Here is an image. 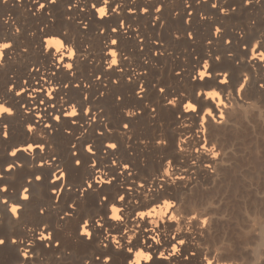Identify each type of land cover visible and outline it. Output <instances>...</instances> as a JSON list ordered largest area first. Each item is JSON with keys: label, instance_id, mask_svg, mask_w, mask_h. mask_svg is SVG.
Returning <instances> with one entry per match:
<instances>
[{"label": "bare ground", "instance_id": "bare-ground-1", "mask_svg": "<svg viewBox=\"0 0 264 264\" xmlns=\"http://www.w3.org/2000/svg\"><path fill=\"white\" fill-rule=\"evenodd\" d=\"M118 2L120 0H112L109 11ZM190 2L191 9L185 0H123L121 14L98 19L91 8L92 0H80L71 10L68 5L75 0H57L55 4L49 2L36 14L38 4L33 0H0V42H13V47L5 50L4 63L0 65V98L15 109L14 115L5 114L0 118V171L9 163L20 161L23 164L5 171L0 178V185H8V191L0 192V196L23 205L16 219L9 211V204L0 202V237L6 240L0 245V264H104L106 256L112 258L109 264H129L135 250L140 248L153 253L152 261L141 264H208L209 261L212 264H264V61L251 58L257 42L256 51H264V0H252L250 4L245 0H219L216 8L212 7L213 0ZM96 3L99 5L102 0ZM158 4L164 7L158 14L160 20L153 24ZM85 6L87 10L81 11ZM145 6L149 12L141 13L139 10ZM234 6L235 10L228 14L220 11ZM129 8H136L137 12L129 13ZM191 10H194L191 23H186ZM201 13L208 19H201ZM69 16L72 19H68ZM122 19L133 27L127 34L123 29L112 33V27H120ZM81 20L88 22L87 29L79 23ZM137 25L143 41L134 30ZM217 25L222 29L219 37L213 35ZM101 27L107 28L103 35L99 31ZM190 31L194 39L188 37ZM63 32L65 44L75 50L72 61L75 75L64 67L52 74L53 62L59 63V56H64L63 63L68 62L67 48L59 53L55 46L45 51L44 37ZM176 33L182 34L180 39L175 37ZM113 36L118 37V45H106ZM229 38L232 42L225 43ZM155 40L161 43L156 44ZM109 47L116 48L120 65L106 70L104 62L111 59L110 55H105ZM156 51L162 54L154 55ZM124 54L130 60H124ZM205 59L211 63V78L193 80ZM33 66L40 71L32 70ZM118 67L125 71L119 72ZM144 69L147 71L143 73ZM180 69L183 71L177 75ZM134 71L143 74L129 82L127 78L133 76ZM225 72L229 74L228 82L221 83ZM100 74L101 79L96 80ZM42 75L62 86L53 93L55 99H49L46 90L35 97L36 105L41 99L47 105L56 104L55 108L47 107L43 112L53 129L37 123L35 110L26 113L21 106L33 107L27 91L20 96L9 91L12 83L17 89L24 87L25 79L31 86L29 91L43 87ZM245 77H248L247 83L241 90ZM114 78L119 79L118 84L113 83ZM141 81L146 88L143 98L138 95ZM77 82L80 87L75 86ZM85 82L91 87L86 88ZM66 83L68 88L63 87ZM161 86L166 89L163 93L158 91ZM212 90L218 91L220 96L208 97L207 93ZM85 92L89 93L87 100ZM101 92L105 95L101 96ZM61 96L66 97V104L78 105L77 117L62 116L57 122L49 115L64 112ZM118 96L123 99L117 100ZM174 97L178 99L172 106L168 101ZM221 99L223 103H218ZM188 101L196 106L195 110L185 109ZM89 104L92 113L85 115L84 109ZM44 107L41 105L42 109ZM209 108L212 112L205 117ZM128 109L137 110V114L127 116ZM92 114H97V120L89 126L86 122ZM73 119L79 123L73 125ZM29 123L37 125L35 132L27 130ZM106 123L113 129L111 133ZM125 123H129L128 129L122 127ZM5 124L8 125L7 138L3 136ZM85 128L87 132L80 136ZM101 129L104 135L98 134ZM41 130L43 137L39 135ZM17 132L23 133L13 138ZM107 141H115L118 149L108 148L105 152ZM28 143L46 147L43 150L37 147L34 154L9 155L13 147ZM89 143L95 149V156L85 151ZM213 146L219 153L215 158L207 150ZM73 152L78 154L73 155ZM54 156L57 159L52 164L40 165L41 161L52 160ZM78 158L83 162L79 166L74 164ZM94 159L95 167L91 166ZM125 163L132 167L122 171ZM58 168L66 170L67 179L52 183L53 173ZM101 169L106 173L105 180L114 178L110 184L101 186L95 180ZM38 174L43 175L41 181L33 179ZM238 177L249 181L248 186L240 184L241 181L234 185ZM88 181L92 182L91 187ZM61 184L64 192L57 202L52 189H59ZM25 186L30 187L28 200L21 199ZM122 194L126 199L121 203L118 198ZM104 196L110 199L105 202ZM165 200L172 202V207L163 220L157 217L156 232L160 233L161 243L156 244L151 240L155 233L145 231L153 227L152 218L141 220L137 213L163 204ZM70 204L75 208H70ZM112 204L122 207L123 220L109 219ZM41 209L45 210L43 215ZM173 213L180 218L178 221L169 219ZM101 217L104 226L97 227L96 221ZM85 219L91 221V239L81 235ZM45 224L53 236L41 241L37 236ZM133 225L140 227L129 243L128 236L135 231ZM126 227L129 233H124ZM177 227L181 231L173 239ZM109 232L120 234L121 249L115 247ZM106 236L107 247L104 246ZM13 237L17 238V243L12 242ZM145 239L147 243H143ZM181 239L186 242L180 245L178 254L170 259L158 258L160 251L171 252L172 245ZM28 240L34 241L30 246L34 255L25 259L21 249L29 247ZM57 240L59 246H56ZM128 248L134 251L130 253Z\"/></svg>", "mask_w": 264, "mask_h": 264}, {"label": "clouds", "instance_id": "clouds-1", "mask_svg": "<svg viewBox=\"0 0 264 264\" xmlns=\"http://www.w3.org/2000/svg\"><path fill=\"white\" fill-rule=\"evenodd\" d=\"M33 2L38 4V7L36 8L35 13H34V14H36V13H39L42 10H44L49 2L50 3H56L57 0H33ZM133 2H134V0H133ZM200 2H201V0H197V3H200ZM251 2H252V0H245L246 4H250ZM111 3H112V0H102V3H100L98 5L96 3V0H92L91 8L94 9L95 12L97 13L98 19H103L105 17H110L113 13L121 14L122 13V7H123V0H120V2L116 3L115 6L111 9V11H109V5ZM185 3H186V6L189 9H191L190 0H185ZM79 4H80V0H75V3L69 4L68 8H69V10H71V9L77 7ZM163 7H164L163 4H158L156 6L155 12L157 13V15L155 16V18L153 20V24H155L156 21L160 20V16L158 14L162 11ZM212 7L213 8L219 7V0H213ZM86 10H87L86 6L81 8V11H86ZM234 10H235V6L231 10H229L227 8H221L220 9L222 14H228L230 11H234ZM128 11H129V13H136L137 9L136 8H129ZM139 11L141 13H148L149 12V8L147 6H145V7H142ZM193 11L194 10H191L189 12L188 19L185 21L186 23H191V15H192ZM49 15H51L50 12H49ZM175 15L178 16L179 15V11H177L175 13ZM200 18L201 19H208V17L204 13L200 14ZM53 19H54V17H53ZM68 19H72V17L69 16ZM79 23L83 24L84 29L88 28V22L87 21L81 20V21H79ZM164 23H166V21L161 23V27L164 26ZM126 24H127V22L122 19L120 21L119 29L117 27H115V26L112 27V29H111L112 33H117L118 31H120V29H123L124 33L127 34L129 32V28H132L133 26L131 24H127V26H126ZM46 27L47 26H45V28ZM43 30H44V28L41 29V31H43ZM134 30L137 32V35L139 36L140 41H143L144 37L139 35V26L138 25L136 26V28ZM16 31L17 32L20 31L19 27L16 28ZM99 31H100V34L103 35L105 32H107V28L101 27L99 29ZM221 31H222V29L220 28L219 25H217L215 27L213 35L216 36V37H219V35L221 34ZM181 36H182L181 33H176L175 34V37L177 39H180ZM188 37L190 39H194L195 38L194 34L191 31L188 32ZM156 42L161 43L160 40H158V41L155 40L154 43H156ZM231 42L232 41H231L230 38L225 41V43H228V44H230ZM44 43H45V51L46 52L50 51L53 46H55V49H56L57 53L61 52L65 48H67V51H66L65 55H67V57L69 58L68 62L66 64L63 63L64 56H59L58 57L59 63H57L55 61L53 62L54 63V69H55L53 71V73H52L53 75H55V71H58L60 67H64L66 70H71V69L74 68V63L72 61H73V59L75 57V50H74V47L72 45H66L65 42L63 41L62 37L55 36V35L45 36L44 37ZM109 43L112 46L117 45L118 37L117 36H113L111 38L110 42L109 41L106 42V45H108ZM211 43H212V41L209 40L208 44H211ZM258 46H259V42L254 44L253 49H252L251 58L252 59L259 58L261 61H264V51H261V52L258 53L256 51V48ZM12 47H13V42L10 41V40L0 42V65H2L4 63L5 50L9 49V48H12ZM143 47H144V45H143V43H141V50H143ZM245 47H247V46H245ZM26 50L27 49H25V51ZM160 54H162V53H160ZM105 55L106 56L107 55L111 56V59L106 60L104 62L105 65H106V70H111V69H113L114 66H119L120 65L119 61L117 59L118 52H117L115 47H109L108 51L105 53ZM154 55H155V53H154ZM123 58H124V60H130V57L127 54H124ZM216 59L219 60L220 57L217 56ZM210 66H211L210 61L208 59H205L204 62H203V67L201 69H198V76L194 75L193 76V80H195L197 78H199L201 80H203L204 78H211V72H209V67ZM32 70L40 71V68H37V67L33 66ZM117 70L119 72H124L125 71V69L123 67H118ZM146 71L147 70L144 69L143 73L146 72ZM180 71H183V69L178 70L177 75H179ZM143 73L139 72V71H134V75L133 76H129L127 79H128L129 82H131L136 76L141 75ZM72 75H75L74 71L72 72ZM228 75L229 74L227 72L223 73L224 79L221 81V83H227L228 82ZM101 77H102V74L97 75L96 76V80H100ZM247 79H248V77H245V82L240 85V89L241 90L244 88L245 84L247 83ZM41 80L45 81L43 87L32 88L31 91H29V88L31 86L28 85V81H27V79H25L23 81L24 87H21V88L17 89L16 88V84L12 83V84L9 85V91H15L17 96H20V95H22L23 93H25L27 91L28 92V96L33 101V107L29 108L26 104L25 105H21V106L25 109L26 113H32L35 110V116H36L37 123H43L44 127L50 129L52 124H51L50 121H48V119L46 117L43 116V112L46 110L47 107L55 108L56 104L47 105L45 100L41 99L40 100V104L36 105L35 104V97H36L38 92H42V91L46 90L47 97L49 99H55L53 93L55 91H58L60 86L54 84L53 81L49 80L47 75H42L41 76ZM40 82H41L40 80L36 81L37 84H40ZM113 83L118 84L119 83V79L118 78H114L113 79ZM105 84H107L106 81H105ZM75 86L76 87H80V83L77 82ZM84 86L86 88H90L91 84L85 82ZM262 86H264V85H262ZM63 87L64 88H68L69 84L66 83V84L63 85ZM159 89H160L161 93L166 91V89L163 86H161ZM145 91H146V88H145L144 81H141L139 89H138V95H140V98H143V93ZM100 95L103 96V95H105V93L101 92ZM207 96L211 97L213 99H216L217 97L220 96V93L218 91H216V90H212V91H209L207 93ZM88 97H89V93L85 92L84 93V99L87 100ZM122 98H123L122 96H118L117 100H121ZM177 99H178L177 97H174L171 100H169L168 103L171 104L172 106H175L176 103H177ZM65 101H66V97L61 96L60 103L64 107V117H69V118L77 117L79 115V107H78V105L76 103H74V102L71 103V104H66ZM218 103H223V100L222 99L219 100ZM41 105H43L45 107L42 109ZM185 109L186 110H195L196 106L191 101H188L185 104ZM139 111H140V114H141L142 110H139ZM153 111H155L154 108H153ZM211 112H212V110L210 108L206 109L204 116L207 117V115H209ZM89 113H92V107H91L90 104L87 105L85 107V109H84V114L85 115H89ZM5 114H8L9 116L14 115L15 114V109L12 108L11 106H9L8 103L3 100V98H0V118H2ZM125 114L127 116H129V117H132V116L137 114V110L128 109V110H126ZM49 115H51L53 117V119L55 121H57V122H59L61 120L59 112L49 113ZM96 120H97V114H92L90 116V119L86 123L89 126H91ZM77 123H79L78 120H76V119L72 120V124L73 125H75ZM105 127H107V130H108L109 133H111L113 131V129L111 127H108L107 123L105 124ZM36 128H37L36 124H33V123L27 124V130L30 133L35 132ZM123 128L124 129H128L129 128L128 123H125ZM4 129L5 130L3 132V136H4V138H7L9 136L8 125L7 124L4 125ZM67 132H68V134L72 133L71 129H68ZM85 132H87L86 128H85L84 132L80 133V136H83L85 134ZM98 134L99 135H104V130L103 129L98 130ZM39 135L43 137L45 134L41 130L39 132ZM80 136L77 137V140H79ZM37 147H39L41 150H43L46 147V145H44V144L36 145V144H33V143H28L26 145H19L17 147H13L10 150L9 155L12 156V157H15L18 152H26V153H29V154H34L35 149ZM72 147L75 149L76 148V144L74 143L72 145ZM205 147H206V144H205ZM108 148H111L112 150H116L117 143L115 141H107L105 143V152L107 151ZM207 150L212 153L214 158L219 156V153L215 151V146H213L212 149H207ZM85 151H87L89 154H92L93 156L96 155L95 149L93 148L91 143L85 145ZM197 151H199V149H197ZM77 154H78L77 152H73V155H77ZM56 159H57V157L54 156L52 158V160L41 161L40 165L43 166L45 163L52 164L53 161L56 160ZM112 163H113V165H115L117 163V161L114 159L112 161ZM96 164H97V161L94 159L92 161V165L91 166L95 167ZM168 164L171 165V161H168ZM79 165H80V161L77 160V166H79ZM22 166H23V164L20 161H17L16 163L7 164L5 166L4 171H0V178H2L4 176V172L5 171H12V170H14L17 167H22ZM131 167H132L131 164L125 163L122 166V171L131 169ZM207 167H211V165H207ZM67 175H68V173L63 168H58L57 172L53 173V177H52L51 182L55 183L56 181H59V180H66L67 179ZM105 175H106V173L104 172V170L101 169V170H98V174L95 177V180L98 181L101 186H103L105 183H109L110 184L112 182V179H114V178H109L108 180H105L104 179ZM129 175H131V172H129ZM36 178H37V181H39L42 177H41V175L38 174L36 176ZM31 182H32V178L29 177V184H31ZM91 186H92V182L88 181V187H91ZM7 191H8V185H0V192H7ZM63 192H64V185L63 184H61L59 189H57V188H53L52 189V193L57 198V202H59V197L61 196V194ZM21 199H23V200L30 199L29 187L25 186L22 189V191H21ZM107 199H108L107 196L103 197L104 201H106ZM118 199L122 203L124 201V199H125V196L122 194V195L119 196ZM0 202L9 204V211L12 213L14 218L19 219L20 210L23 208V205L15 203V202H9V200H8V198L6 196H0ZM69 207L74 209L75 205L74 204H70ZM171 207H172V202H170L168 200H165L163 202V204L153 205L152 208H150L149 210L140 211V212L137 213V217H139L141 220L144 219L145 217H151L152 218L150 223L153 225V227L151 229L145 228V231H151V232L155 233V235L151 236V240L154 241L156 244H160L161 243L160 233L156 232V227L159 226V220H163L164 219L165 215H167V212H168V210ZM44 211H45L44 209H41V215L44 214ZM122 211H123L122 207H119L116 204L110 205L109 219L115 220V221L123 220L124 217L120 215V213ZM0 215H2V213H0ZM65 215H68V213H66ZM137 217H133V219L135 220ZM157 217H159V220L157 219ZM169 219L172 220V221H178L180 218L175 213H173L169 217ZM90 223H91V221L89 219H85L83 224H82V226H81V235H86L89 239L92 238V231H91V229L89 227ZM96 224H97V227H103L104 226L103 225V218L102 217L99 218L96 221ZM139 227H140L139 225H133V228L135 229V231H131V234L128 236V242L129 243H131L132 239H134V237L136 236V234H137V232L139 230ZM47 229H48V225L47 224L43 225L41 227L39 233H38L37 239H39L41 241L47 240V239H51L52 236H53V233L51 231H47ZM30 231H34V229H30ZM180 231H181V229L179 227H177L176 230H175V233H173V239L176 238V234L179 233ZM129 232H130V229L126 227L124 229V233H129ZM108 235L112 236V240H113V243L115 244V247L117 249H121L122 248V243H121V240L119 238L120 234H115L114 235V234L109 232ZM106 241H107V236L105 237V243H104L105 247H107ZM12 242L13 243H17V238L13 237ZM20 242L23 243L22 240ZM185 242H186L185 240L181 239L176 244H173L171 252H168L167 249H164V250L160 251L159 255H158V258L170 259L173 255H176V254H178L180 252V245H183ZM3 243H4V239L2 237H0V244H3ZM27 243H28L29 247L21 249V253H22V255H23V257L25 259H28L30 256L34 255V254H32L30 252V246L34 243V241L33 240H28ZM143 243H147V239H145L143 241ZM59 245H60V241L57 240L56 241V246H59ZM46 246H50V245H46ZM149 247H151V245H149ZM127 251L131 253L134 250L132 248H128ZM166 252H168L167 255L165 254ZM97 259H99V257H97ZM111 259L112 258L110 256L104 257V264H109ZM186 259H187V257H186ZM152 260H153V253L145 251L143 248H140L139 250H135L134 258L129 260V264H141L142 261L150 262ZM86 264H89V262H86ZM208 264H212V261H209Z\"/></svg>", "mask_w": 264, "mask_h": 264}, {"label": "snow or ice", "instance_id": "snow-or-ice-1", "mask_svg": "<svg viewBox=\"0 0 264 264\" xmlns=\"http://www.w3.org/2000/svg\"><path fill=\"white\" fill-rule=\"evenodd\" d=\"M53 4H55V3H53ZM82 27H83V24H82ZM88 27H89V25H88ZM117 28L119 29V27H117ZM118 32H119V31H118ZM54 35H58L59 37H62V38H63L66 34L63 32V33H60V34H54ZM187 35H188V33H187ZM157 41H158V40H157ZM156 44H160V43H159V42H156ZM117 45H118V43H117ZM154 53H155V55H157V56H158V55H161L159 51H156V52H154ZM73 69H74V68H73ZM73 69L69 70L71 75H72V72H73L72 70H73ZM210 69H211V66L209 67V72H212ZM61 87H62V86H61ZM61 87H60V88H61ZM60 88H59V89H60ZM59 89H58V90H59ZM158 91H160V89H158ZM14 92H15V91H14ZM25 93H26V92H25ZM15 94H16V93H15ZM122 99H123V98H122ZM122 99H121V100H122ZM69 104H71V103H69ZM62 116H64V112H62V113L60 114L61 119H62ZM60 121H61V120H60ZM128 126H129V123H128ZM122 127H124V124L122 125ZM50 129H53V126H52V125H51V128H50ZM116 149H118V144H117V148H116ZM19 153H20V152H18L17 155H18ZM17 155H16V156H17ZM77 160L80 161V165L83 163L82 160L78 158V159H76V160L74 161V164L77 165ZM65 171H66V170H65ZM41 177H42V178H41L39 181H41V180L43 179V175H41ZM33 179H34L35 181H37L36 176L33 177ZM53 188H56V187H53ZM57 189H58V188H57ZM89 190H91V189L89 188L88 191H89ZM29 192H30V187H29ZM78 192H79V191H78ZM86 194H87V192H85V196H86ZM79 195H80V192H79ZM108 199H110V197H108ZM125 199H126V197H125ZM105 202H106V201H105ZM39 211H40V210H39ZM5 243H6V240H4V243H3V244H5ZM3 244H0V245H3Z\"/></svg>", "mask_w": 264, "mask_h": 264}, {"label": "rangeland", "instance_id": "rangeland-1", "mask_svg": "<svg viewBox=\"0 0 264 264\" xmlns=\"http://www.w3.org/2000/svg\"><path fill=\"white\" fill-rule=\"evenodd\" d=\"M20 133H21V134H20ZM22 133H23V132H17V133H15V134H13V138H16V137L21 136ZM240 181H241V179L238 177V180L233 181V182H234V185H236L235 183H239ZM240 184H246V185L248 186L249 181H246V182H245V181H241Z\"/></svg>", "mask_w": 264, "mask_h": 264}]
</instances>
